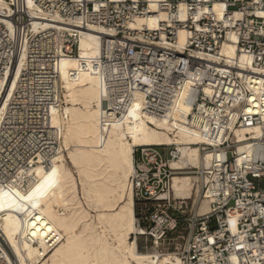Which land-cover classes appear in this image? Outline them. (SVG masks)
I'll list each match as a JSON object with an SVG mask.
<instances>
[{
	"label": "built area",
	"instance_id": "built-area-1",
	"mask_svg": "<svg viewBox=\"0 0 264 264\" xmlns=\"http://www.w3.org/2000/svg\"><path fill=\"white\" fill-rule=\"evenodd\" d=\"M160 12L167 18L156 29L128 27ZM93 27L111 33L91 66L104 128L111 115L123 119L139 94L146 115L183 123L204 138L201 154H210L207 168H173L177 146L135 149L136 238L158 249L178 239L173 254L181 264H264V0H8L0 9V94L21 71L0 108V186L24 187L27 173L59 154L61 132L51 120L64 105L61 62L79 56ZM226 42L252 59V69L221 57ZM242 130L252 131L243 142ZM185 171L197 176L208 213L162 197ZM0 264H8L1 248Z\"/></svg>",
	"mask_w": 264,
	"mask_h": 264
},
{
	"label": "bare ground",
	"instance_id": "bare-ground-1",
	"mask_svg": "<svg viewBox=\"0 0 264 264\" xmlns=\"http://www.w3.org/2000/svg\"><path fill=\"white\" fill-rule=\"evenodd\" d=\"M7 3L0 0V9ZM214 9L220 13L223 6L216 3ZM166 18L160 12L137 18L128 27L156 29ZM105 35L110 37L111 33L93 27L81 37L79 56L61 62L64 105L52 110L51 120L61 132L59 154L50 166L40 164L27 173L24 187L0 186V226L8 247L0 248L8 264H181L176 255L161 253L157 246L153 252H140L133 237L139 231L131 181L134 152L140 147L177 146L179 159L170 161L171 166L194 169L207 168L210 154H201L198 145L205 143L204 138L183 123L146 115L139 94L123 119L111 115L104 128L105 107L91 66L92 59L101 53ZM186 37L187 33L180 31V45ZM231 40L236 41L234 37ZM221 57L242 69H252V59L238 54L230 42L224 44ZM20 71L7 81L4 94H0V108L16 88ZM260 83L264 90L263 78ZM185 111L190 113V105ZM251 132L237 131V135L243 142ZM196 181V177L176 175L170 191L162 197L194 198L196 205L201 201L200 214H206L209 202L201 197Z\"/></svg>",
	"mask_w": 264,
	"mask_h": 264
},
{
	"label": "rangeland",
	"instance_id": "rangeland-1",
	"mask_svg": "<svg viewBox=\"0 0 264 264\" xmlns=\"http://www.w3.org/2000/svg\"><path fill=\"white\" fill-rule=\"evenodd\" d=\"M194 171H185L186 176H192V177H197L195 174H193ZM173 199V198H171ZM202 199V198H201ZM200 199V200H201ZM194 198L192 200H190L189 203L194 202ZM201 201L198 202L197 207L199 208L201 205ZM199 205V206H198ZM141 209V204L136 203V219H138V215ZM214 227V226H213ZM177 235H174V237H176ZM133 237L135 238L136 236L133 235ZM137 239V238H136ZM138 240V239H137ZM138 243V248L140 252H153L156 249V246L151 245L150 243H147L145 241V239L139 238V240L137 241ZM178 243V239L176 240H171V242H166V244L160 246V248L158 249L161 253H174V248L175 245Z\"/></svg>",
	"mask_w": 264,
	"mask_h": 264
}]
</instances>
